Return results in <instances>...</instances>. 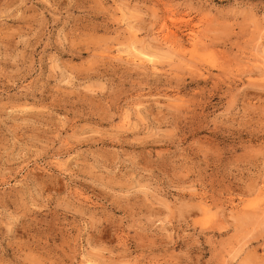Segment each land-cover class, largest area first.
Listing matches in <instances>:
<instances>
[{"label":"rangeland","instance_id":"obj_1","mask_svg":"<svg viewBox=\"0 0 264 264\" xmlns=\"http://www.w3.org/2000/svg\"><path fill=\"white\" fill-rule=\"evenodd\" d=\"M0 264H264V0H0Z\"/></svg>","mask_w":264,"mask_h":264},{"label":"bare ground","instance_id":"obj_2","mask_svg":"<svg viewBox=\"0 0 264 264\" xmlns=\"http://www.w3.org/2000/svg\"><path fill=\"white\" fill-rule=\"evenodd\" d=\"M163 37H165V36H163ZM169 40V39H168Z\"/></svg>","mask_w":264,"mask_h":264}]
</instances>
